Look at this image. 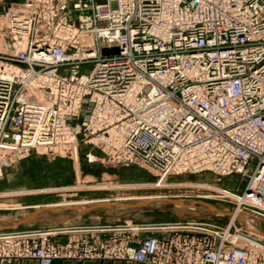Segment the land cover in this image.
I'll use <instances>...</instances> for the list:
<instances>
[{
  "label": "built area",
  "instance_id": "1",
  "mask_svg": "<svg viewBox=\"0 0 264 264\" xmlns=\"http://www.w3.org/2000/svg\"><path fill=\"white\" fill-rule=\"evenodd\" d=\"M70 1L28 0L7 15L8 32L27 46L0 51V173L34 151L75 160L81 141L164 175L246 174L257 160L243 194L218 195L264 219V0H73L89 11L77 21ZM236 222L136 247L118 234L100 245L44 235L42 246L30 234H2L0 264H264V236L234 232Z\"/></svg>",
  "mask_w": 264,
  "mask_h": 264
},
{
  "label": "rangeland",
  "instance_id": "2",
  "mask_svg": "<svg viewBox=\"0 0 264 264\" xmlns=\"http://www.w3.org/2000/svg\"><path fill=\"white\" fill-rule=\"evenodd\" d=\"M27 1L0 0V51L25 53L27 38L21 40L8 32L7 15L13 5H24ZM73 2L70 1V9L72 18L77 21L80 15L89 11L73 9ZM88 154L99 157L100 160L91 162L88 160ZM78 155L74 160L68 157L52 158L34 151L26 159L4 166L0 173V195L4 194L0 196V223L10 224L36 210L48 209L44 207L46 205L67 201L76 203L105 200L99 203L134 205L90 208L85 211L80 207L91 204L50 207L61 208L57 212L42 213V217H51V221L36 220L11 229L0 228V235L30 234L37 237L36 241L42 246L41 237L44 235L48 236L47 242L51 244H65L86 239H68L63 242L57 238L87 233L107 234V239L98 244L86 240L91 244L100 245L108 241L113 234H118L130 238V244L136 247L139 245L137 241L149 237H169L175 231L207 232L211 226L226 230L233 215L238 212L237 204L219 196L215 190L199 186L216 187L241 195L257 165V160H252L248 173H233L228 176H219L210 171L164 175L142 163H119L110 158L102 147L84 141L79 145ZM149 196H162L165 200L180 201L179 204H184L185 207L164 199L144 203L137 199ZM129 198L134 199L130 201ZM260 213L264 214V209H261ZM238 214L241 215L237 213V216ZM239 217L236 218L242 222L233 225L234 232L240 229L252 232ZM252 219L255 220L253 217ZM257 223L264 234L263 217L257 219ZM193 225L197 227L191 228ZM246 242L255 247L254 241ZM22 260H34L40 264L36 258L16 259L5 264ZM93 260L138 264L130 260L115 259H56L51 264L56 261Z\"/></svg>",
  "mask_w": 264,
  "mask_h": 264
},
{
  "label": "bare ground",
  "instance_id": "3",
  "mask_svg": "<svg viewBox=\"0 0 264 264\" xmlns=\"http://www.w3.org/2000/svg\"><path fill=\"white\" fill-rule=\"evenodd\" d=\"M163 186V185H161ZM174 186V185H173ZM176 186V185H175ZM150 187H154V186H146V188H150ZM155 187H160V185H155ZM200 188H204V189H208V190H215L217 192V194L219 195H223V194H227L228 192L227 191H224V190H221V189H218L216 187H210V188H207V186H204V185H200L199 186ZM86 188V187H85ZM87 189V188H86ZM246 190V189H245ZM245 190L240 193V194H243L245 192ZM236 194V193H235ZM4 195V194H3ZM3 195H0V196H3ZM134 198H129L128 200L132 201ZM138 200H140L141 202H146V201H158V200H161V199H164L162 198V196H149V197H143V198H137ZM165 200V199H164ZM105 200H93V201H84V202H76V203H68L67 202H63V203H58V204H49V205H46L44 207H47V208H50V207H56V206H69V205H76V204H92V203H99V202H104ZM135 202V201H134ZM114 203V202H113ZM125 203V202H124ZM129 203V202H128ZM133 203V202H132ZM186 204V202H183ZM188 203V202H187ZM130 204V203H129ZM134 205V204H133ZM137 205V204H136ZM178 205L182 206V207H185L184 204H179ZM39 207V206H38ZM236 211V209H235ZM240 216V217H239ZM235 217H239L241 220H243V222L246 224L247 228L250 229L251 231H257L259 234L263 235V232H261V230L259 229V225L257 223V219H252V217L250 218V216H247V215H239L237 216V211H236V214L233 215L232 218H235ZM242 222V221H241ZM201 223V222H199ZM235 226V225H234ZM192 227H197L195 225H193Z\"/></svg>",
  "mask_w": 264,
  "mask_h": 264
},
{
  "label": "water",
  "instance_id": "4",
  "mask_svg": "<svg viewBox=\"0 0 264 264\" xmlns=\"http://www.w3.org/2000/svg\"><path fill=\"white\" fill-rule=\"evenodd\" d=\"M119 51L118 48H103L102 49V53L103 54H110V53H117ZM165 201H169V202H173V203H180V201H172V200H165ZM133 204H120V203H95V204H91L89 206L86 207H80V209L82 211H85L87 209L90 208H100V207H113V206H130ZM209 205V204H207ZM61 208H48V209H40V210H36L33 213H31L30 215L17 219L15 221H13L10 224H4V223H0V228L2 229H11V228H15L19 225H23L25 223L28 222H32V221H36V220H46V221H51L52 219H50L49 217H42V213L45 211H53V212H57L59 211Z\"/></svg>",
  "mask_w": 264,
  "mask_h": 264
},
{
  "label": "crops",
  "instance_id": "5",
  "mask_svg": "<svg viewBox=\"0 0 264 264\" xmlns=\"http://www.w3.org/2000/svg\"><path fill=\"white\" fill-rule=\"evenodd\" d=\"M107 237L108 235L104 233H87L81 235L62 236L60 238H57V240L65 242L68 239H86L90 242L98 244L106 240ZM14 264H37V262L34 260H22ZM53 264H133V263L126 261H113V260H93V261H56Z\"/></svg>",
  "mask_w": 264,
  "mask_h": 264
}]
</instances>
